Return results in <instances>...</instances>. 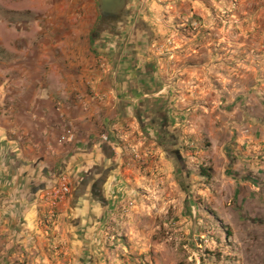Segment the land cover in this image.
<instances>
[{
  "label": "crops",
  "instance_id": "obj_1",
  "mask_svg": "<svg viewBox=\"0 0 264 264\" xmlns=\"http://www.w3.org/2000/svg\"><path fill=\"white\" fill-rule=\"evenodd\" d=\"M83 1L67 33L0 18V264H104L108 228L139 264H264V0H128L103 29Z\"/></svg>",
  "mask_w": 264,
  "mask_h": 264
},
{
  "label": "rangeland",
  "instance_id": "obj_2",
  "mask_svg": "<svg viewBox=\"0 0 264 264\" xmlns=\"http://www.w3.org/2000/svg\"><path fill=\"white\" fill-rule=\"evenodd\" d=\"M83 2V0H0V18L11 22L17 31H23L26 28L31 30L32 33L36 32L37 29L40 28L37 24L39 23V19H67L66 25L64 26H44L49 30H53L51 32L54 34H62L71 32L73 27H77L76 23L80 18L83 17L86 19V9L81 8ZM62 7H64L63 10ZM77 7L79 8L77 9ZM95 9L96 15H98L97 5ZM77 10L80 12L79 16L75 18L76 20H72L71 18L73 15L75 16V14H77ZM172 233V230H168V232L161 230L156 237H154V239L163 240L164 238L170 237L169 240L171 242L175 241L185 243L188 240H192L194 244L196 243V240L193 238L189 237L185 239L186 235L177 233L175 236ZM111 234L112 233L109 232L108 228V231L105 234L106 239H104L106 240L105 248H108L109 252L113 253V260L110 258H103L105 261L103 263L139 264V251L129 253L130 251L125 252L121 248H115L116 244L111 243L115 240L116 235L111 238ZM49 255L51 257L54 255L53 260L49 257V264H57L59 258L64 256L62 253L55 255V251L53 249H50ZM180 255L183 259L186 257L184 250H181ZM1 256L9 258V260L5 259L3 264H25L27 260L26 253L22 255L19 249L13 250V248H6L5 246L1 249Z\"/></svg>",
  "mask_w": 264,
  "mask_h": 264
},
{
  "label": "built area",
  "instance_id": "obj_3",
  "mask_svg": "<svg viewBox=\"0 0 264 264\" xmlns=\"http://www.w3.org/2000/svg\"><path fill=\"white\" fill-rule=\"evenodd\" d=\"M56 110L59 111L60 108L57 105ZM74 137V132L71 127H66L63 134L60 137V140L63 142L71 141ZM102 140L109 141V138L106 134L101 135ZM71 191L70 182L68 177L63 174H53V185L45 191L41 200L43 203L42 211V222L46 226H52L55 224L57 211L56 208L59 204L65 202Z\"/></svg>",
  "mask_w": 264,
  "mask_h": 264
},
{
  "label": "water",
  "instance_id": "obj_4",
  "mask_svg": "<svg viewBox=\"0 0 264 264\" xmlns=\"http://www.w3.org/2000/svg\"><path fill=\"white\" fill-rule=\"evenodd\" d=\"M127 2L128 0H97L98 28H113L120 24L127 14Z\"/></svg>",
  "mask_w": 264,
  "mask_h": 264
},
{
  "label": "trees",
  "instance_id": "obj_5",
  "mask_svg": "<svg viewBox=\"0 0 264 264\" xmlns=\"http://www.w3.org/2000/svg\"><path fill=\"white\" fill-rule=\"evenodd\" d=\"M199 174L201 176L206 177L208 179L210 177V169L209 168L200 167L199 168Z\"/></svg>",
  "mask_w": 264,
  "mask_h": 264
}]
</instances>
